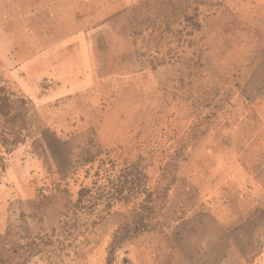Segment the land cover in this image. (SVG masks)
Returning <instances> with one entry per match:
<instances>
[{
	"label": "rangeland",
	"instance_id": "1",
	"mask_svg": "<svg viewBox=\"0 0 264 264\" xmlns=\"http://www.w3.org/2000/svg\"><path fill=\"white\" fill-rule=\"evenodd\" d=\"M56 55L65 122L0 138V264H264V0H0L2 70Z\"/></svg>",
	"mask_w": 264,
	"mask_h": 264
},
{
	"label": "crops",
	"instance_id": "2",
	"mask_svg": "<svg viewBox=\"0 0 264 264\" xmlns=\"http://www.w3.org/2000/svg\"><path fill=\"white\" fill-rule=\"evenodd\" d=\"M42 57L43 60H50L48 56ZM58 66L59 60L56 55L53 56L51 66L45 73H36L35 75L34 72L31 73L28 70H22V68L11 67L7 70L0 68V76L4 77V81L7 83L3 85L0 81V138H12L14 131H19V127L14 130V123L23 124L28 122L26 119L28 115L25 109H28L29 113H33L32 117L36 118L35 123L41 125L42 131H44V124L46 123L57 124L65 122L64 115H59L55 110L52 112L40 111V109L46 107V104L51 107L50 104L52 102L60 101L73 92L76 93V86L71 83V77L75 76V74L73 75L75 71L69 73L68 79L70 80L67 81L57 71L55 72ZM51 82H57L59 87L51 89L49 87L52 84ZM13 86L15 89H12ZM55 106L56 103L53 104V107ZM19 108H24V112ZM40 114L42 118L39 120ZM0 150L3 149L0 148ZM9 154L10 152L0 151V205L4 206L2 210H5V213L10 211V207L6 206H11L14 201L12 194L8 190L13 188V183L10 179H4V176H7L6 173L12 166L8 158Z\"/></svg>",
	"mask_w": 264,
	"mask_h": 264
},
{
	"label": "bare ground",
	"instance_id": "3",
	"mask_svg": "<svg viewBox=\"0 0 264 264\" xmlns=\"http://www.w3.org/2000/svg\"><path fill=\"white\" fill-rule=\"evenodd\" d=\"M106 12H107V11H106ZM2 75H3V74H2ZM11 83H12V82H11ZM8 84H9V83H8ZM12 84H13V83H12ZM6 89H7V88H6ZM6 89H5V90H6ZM0 90H1V89H0ZM13 95H14V94H13ZM10 97H11V96H10ZM7 99H8V98H7ZM10 102H11V101H10ZM14 107H16V106H14ZM10 135H11V134H10Z\"/></svg>",
	"mask_w": 264,
	"mask_h": 264
}]
</instances>
